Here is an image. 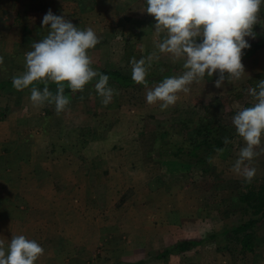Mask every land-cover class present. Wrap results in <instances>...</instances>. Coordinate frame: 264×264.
I'll return each instance as SVG.
<instances>
[{
	"label": "rangeland",
	"instance_id": "obj_1",
	"mask_svg": "<svg viewBox=\"0 0 264 264\" xmlns=\"http://www.w3.org/2000/svg\"><path fill=\"white\" fill-rule=\"evenodd\" d=\"M83 2L87 4L89 0ZM8 3L10 14L3 24L9 23L14 30L6 33V45L0 44V56L4 58L0 76L7 72L22 73L25 53L32 50L34 41L48 33L40 22L43 18L37 0ZM81 12L68 11L62 15L82 30L91 27L99 37L100 43L89 50L93 62L129 69L127 60L132 53L146 57L156 53L159 59L154 62L182 61L158 51L156 45L164 34H158L148 23L151 20L148 13L134 11L140 15L128 17L119 28L111 16L106 24H101L95 18H100L96 16L99 11ZM258 17L253 31L255 38H264L261 20L264 4ZM242 63L246 73L241 79L226 78L224 85L216 88L217 74L212 77L206 74L189 85L187 94L178 93L175 105L165 110H161L159 102L152 105L146 102L145 87L118 92L111 108L108 105L112 102L103 105L102 98L93 90L60 114L54 106L49 112L47 104L34 107L30 90L0 94V113L4 116L1 121H11L1 128L3 133L11 134L0 141V168L9 170L6 178L10 186L19 183L21 187L17 190L27 196L17 195L27 205L25 219L37 220L30 227L31 239L45 251L35 264H129L123 261H139L145 253L169 246L181 237L199 238L218 229L223 220L215 209L217 202L230 196L236 182L244 179L231 171L240 149L246 146L236 133L232 118L254 103L248 89L256 87L264 74V48ZM210 105L208 111L215 112L233 129L230 143L213 156L216 176L189 171L179 162L169 160L170 157L158 158L156 133L161 126L195 118L206 113ZM262 149L264 137L256 149L259 155L252 161L251 166L256 169L253 179L264 176ZM2 189L7 190L4 186ZM86 189H91L88 196ZM69 198L76 199L77 204L43 205L37 209L28 206L33 200L39 204ZM238 219L239 213L234 211L225 220ZM256 228L259 240L254 253H243L234 242L218 240L185 256L184 263L264 264V222ZM65 236L70 239L65 240Z\"/></svg>",
	"mask_w": 264,
	"mask_h": 264
},
{
	"label": "clouds",
	"instance_id": "obj_2",
	"mask_svg": "<svg viewBox=\"0 0 264 264\" xmlns=\"http://www.w3.org/2000/svg\"><path fill=\"white\" fill-rule=\"evenodd\" d=\"M146 4L144 12L154 17L155 31L164 34L156 48L174 60L182 59L185 69L181 75L166 77L149 88L146 77L152 61L159 56L153 53L139 60L131 58V78L147 89L149 105L159 102L161 110L175 105L178 93L187 94L189 85L206 74H217L216 88H221L226 78L239 80L244 76L243 50L250 48L245 38H255L253 28L258 24L264 0H146ZM42 27L48 28V33L34 41L32 50L25 53L24 71L12 77L13 87L24 90L31 86L30 101L34 107L54 105L55 112L60 114L70 104L65 95L66 85L73 93L83 92L96 79L94 88L102 104L111 103L116 90L109 86L108 75L93 69L89 55V50L100 43L95 31L91 27L82 30L51 10L44 15ZM3 64L4 58L0 56V66ZM49 83L56 84L55 93ZM35 84L44 87L40 89ZM248 93L253 105L242 108L232 118L236 133L246 146L240 149L231 171L251 182L256 174L252 161L259 155L256 149L264 137V79L249 88ZM223 142L230 143L227 137ZM44 251L37 241L24 235L12 236L7 245L0 239V264H35Z\"/></svg>",
	"mask_w": 264,
	"mask_h": 264
},
{
	"label": "trees",
	"instance_id": "obj_3",
	"mask_svg": "<svg viewBox=\"0 0 264 264\" xmlns=\"http://www.w3.org/2000/svg\"><path fill=\"white\" fill-rule=\"evenodd\" d=\"M264 24V17H262ZM250 44V48L243 50L242 60L252 56L257 50L264 48V38H245ZM137 60L147 58L145 55L132 53L127 60L129 69H122L116 66H110L107 63L93 62L94 70L109 76V86L116 90V93L129 90L144 88L142 84H136L131 78V58ZM183 60L178 62H154L152 61L146 77L148 86L163 81L166 77L176 76L184 72ZM16 76L7 72L0 76V94L3 93H20L22 90H16L12 85V77ZM264 79V74L260 75ZM98 79V78H97ZM260 79V80H261ZM96 79L85 86L83 92L73 93L67 85L65 86V95L70 98V104L81 101V97H86L89 92L95 90L94 84ZM43 89V84H35ZM31 87V86H30ZM30 87L26 90H30ZM48 87L53 93L56 91V84L49 83ZM25 90V89H24ZM113 102L117 100V94L114 95ZM108 105L111 108L115 103ZM118 102V101H117ZM48 111L54 105H46ZM206 108V113L195 118L191 117L184 120H175L167 122L161 126V130L156 133L157 155L158 158L165 156L169 160L179 162L187 169L194 172L216 176L214 172L213 156L224 149L228 144H224V138L231 141L233 129L230 125L217 117L215 112H210ZM249 107V106H245ZM4 116L0 113V120ZM158 161V159H157ZM216 211L218 217L223 220L218 229H212L200 238H182L148 256L144 261L132 264H143L146 260L163 259L170 254H180L206 244H211L218 240H227L239 245L241 252L254 253L258 246V237L256 227L264 222V176L258 179H252L246 182L244 179L235 184V190L227 198H222L217 202ZM239 213L237 221L225 220L232 212ZM126 264V263H117ZM128 264V263H127Z\"/></svg>",
	"mask_w": 264,
	"mask_h": 264
},
{
	"label": "crops",
	"instance_id": "obj_4",
	"mask_svg": "<svg viewBox=\"0 0 264 264\" xmlns=\"http://www.w3.org/2000/svg\"><path fill=\"white\" fill-rule=\"evenodd\" d=\"M8 1L9 0H0V32H1L0 34L1 43L0 44L3 46L6 45L5 42H8L7 34L14 30L10 26L9 23L5 22L4 23L5 25L3 24V22L7 20V17L10 14V11H7L8 5H9ZM83 1L84 0H37L38 2L37 7H38V11H40L42 18L44 17L45 14H47L49 10H51V12L57 16H63L62 13L64 15L68 14V11H83L81 12L83 14L87 13V11H99L96 14V16H100V18L99 17H95V18L98 21H101L102 22L101 24H106V20L109 19L108 16H111L113 20L117 21V24L120 26L119 28L122 27L123 23L126 24V20L128 19V17H130V19L136 18L138 15L142 13H147V12H144L147 7L146 0H89L87 4ZM134 11H140V14L137 13L135 15ZM17 15L19 14L16 13V17ZM95 21L93 20L94 23ZM148 23L151 24L152 27L155 26L156 22H155L154 17L151 16V20L148 21ZM22 29L27 30V28L24 26L22 27ZM4 34H6V36ZM2 124L9 125L11 124V121L10 120H7V121L0 120V141L4 138V136L11 134L9 131L7 133H3V131H1V128L3 127ZM6 176H9V170L7 168L1 167L0 168V183L2 181L7 182L4 185L0 184L1 185L0 186V239L5 241V245H7L10 242L11 237L15 235H24L26 238L31 239V236L33 235H31L30 227L31 225H34L35 223H37V220L35 217L29 220L25 219L24 214H25V209L27 205L25 203V200L19 199L17 195L21 194L22 197H27V196L25 195V193L21 191L19 192V190H17L18 188L21 187L19 183H14V185H12L15 187V189L13 190ZM14 178L16 179L17 176H15ZM74 183L75 182L72 181V184ZM2 186H4V188H7V190L2 189ZM36 190L37 189H35V191ZM89 190L91 191V189ZM89 190L88 189L85 190V193L87 194V196H88ZM68 192L69 191H67V193ZM73 192H74V189H73ZM75 200L76 199L69 198L63 201L56 200V203H53L51 200L49 203L40 202L39 204H37L36 202L37 200H33L34 201L33 203L32 201L28 202L30 203L28 206L30 207L33 206L35 209L43 205L48 206V207H54V206L55 207H58V206L73 207L75 204H77ZM87 203H89V197H87ZM19 209L20 211H22V214L19 211ZM181 238H187V237H181ZM64 239L68 240L70 239V237L65 236ZM172 243L174 242L172 241L170 245ZM165 247H168V245H164L162 249H158L156 251L154 250V251L145 253V255H142V257L139 259V261H144L145 259L148 258L149 255L154 254L157 251L163 250ZM198 250L199 248H195V249H192V250L180 253V254H170L163 259L146 260L143 264H154V263L160 264L163 262L165 264H185L184 257L189 255L191 252H197ZM134 253H137V250ZM54 254H56V252H54ZM65 254L67 253L65 252ZM139 261L132 262V260H129V261H123V262H130L129 264H132V263H137Z\"/></svg>",
	"mask_w": 264,
	"mask_h": 264
}]
</instances>
